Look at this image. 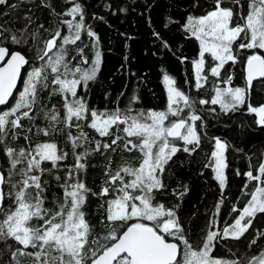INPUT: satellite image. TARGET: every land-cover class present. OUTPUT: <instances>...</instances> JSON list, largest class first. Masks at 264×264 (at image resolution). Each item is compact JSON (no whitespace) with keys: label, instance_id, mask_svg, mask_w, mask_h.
Wrapping results in <instances>:
<instances>
[{"label":"snow or ice","instance_id":"snow-or-ice-1","mask_svg":"<svg viewBox=\"0 0 264 264\" xmlns=\"http://www.w3.org/2000/svg\"><path fill=\"white\" fill-rule=\"evenodd\" d=\"M206 4L190 0L183 22L169 15L163 24L198 42L195 57L176 56L161 31L152 33L160 48L190 63L192 75L181 85L165 70L166 105L145 111L133 109L135 93L124 108L90 103L104 51L86 0H0V264H264V229H254L264 216V150L255 168L248 156L246 181L229 200L233 145L209 137L206 119L243 109L264 129V97L255 99L264 88V0ZM237 65L241 84L231 70ZM206 140L213 148L197 162ZM94 156L107 162L99 192L87 183ZM115 156L121 163L113 168ZM196 163L212 171L220 194L194 231L197 213L182 215L191 187L178 173ZM90 198L102 201L95 223Z\"/></svg>","mask_w":264,"mask_h":264},{"label":"trees","instance_id":"trees-1","mask_svg":"<svg viewBox=\"0 0 264 264\" xmlns=\"http://www.w3.org/2000/svg\"><path fill=\"white\" fill-rule=\"evenodd\" d=\"M86 2L87 23L91 24L93 29L99 33L104 51L103 66L98 80L92 84L89 90L90 103L98 110L124 108L128 105V98L135 93L140 96V101L132 105L134 110L163 109L166 105V92L162 83V73L166 70L170 75L177 77L179 84L183 85L186 75L188 77L192 75L190 63L181 64L176 56L183 54L193 58L198 51V42L194 38L186 39L184 33L178 31L175 26L169 25L171 29L169 30L164 28L163 24L169 15L183 22L182 18L188 10L187 5L190 0H86ZM105 3H111L112 9H105L103 7ZM200 3L205 8L207 7L206 0H200ZM3 7L7 10L6 5ZM119 8H126L127 11L111 15L112 10ZM93 14L103 16L104 20L93 19ZM154 31L162 32L170 42L176 56L172 54V51L159 47L160 41L152 35ZM129 37L131 39H128ZM83 39L84 43H90L86 37ZM121 65H124L123 69H121ZM231 70L237 74L235 84H241L242 80L239 78V74L242 66L237 65ZM131 73H135V75H131ZM185 87L190 89L191 95H197L191 85ZM122 90H125L126 94L119 97ZM106 92L109 93L108 99H105ZM118 97L119 99H117ZM262 97H264V88L257 86L255 99L259 100ZM57 102L58 98L52 101V103ZM211 107H216L219 112L218 106ZM206 119L209 137L221 136L233 145V148H230L227 153L229 168L226 170L228 187L225 190V195L229 200L235 202L246 181L243 173L249 167L248 156H251V164L255 168L258 165L260 153L264 150V129L253 125L254 117L248 115L243 109L228 116L221 113L219 119L212 117H206ZM85 130L89 132L90 136L99 138L93 130ZM20 143L23 144V141ZM61 144L63 146L62 141ZM212 148L213 145L206 140L203 144V152L196 156V161H203L204 153L210 154ZM240 148L244 151H235ZM124 155L125 157L134 156L135 153H125ZM115 161L113 168L121 163L118 156H115ZM72 162V158L67 161L68 164ZM106 163L99 157L91 158V164L95 167L88 169L87 183L96 192H99L104 179L103 169ZM235 169H239L241 175H235ZM201 170L204 173L202 176L198 174ZM178 175L183 183H187L191 187V191L184 201L182 215L191 217L193 212L197 213L195 221L192 223V228L195 231L207 220L206 211L210 213L214 209L220 190L217 182L213 179L212 171L203 169L201 163L187 167ZM175 185L176 181H173V186ZM101 202L96 198H90L87 210L92 214L94 223ZM229 211L230 205L226 201V206L222 208L221 218L227 216ZM235 215L234 213L233 216ZM229 219L231 220V218ZM255 228L264 229V216H260L254 221ZM254 229H250L246 235L251 237L254 234ZM243 245L244 241H241L240 247L243 248ZM260 245H264V240L259 242L258 246ZM219 254L224 255L222 252Z\"/></svg>","mask_w":264,"mask_h":264},{"label":"rangeland","instance_id":"rangeland-1","mask_svg":"<svg viewBox=\"0 0 264 264\" xmlns=\"http://www.w3.org/2000/svg\"><path fill=\"white\" fill-rule=\"evenodd\" d=\"M164 86V85H163ZM165 88V87H164ZM255 183V182H254Z\"/></svg>","mask_w":264,"mask_h":264}]
</instances>
